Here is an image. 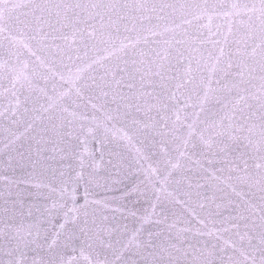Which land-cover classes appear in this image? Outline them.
Instances as JSON below:
<instances>
[{"label":"snow or ice","instance_id":"1","mask_svg":"<svg viewBox=\"0 0 264 264\" xmlns=\"http://www.w3.org/2000/svg\"><path fill=\"white\" fill-rule=\"evenodd\" d=\"M121 29L137 34L128 44L121 42L119 50H128L122 63L119 57L114 65L101 63L102 74L87 77L81 70L71 72L66 61L72 62L74 53L79 58L82 47L97 43L116 48ZM141 32L162 39L140 49ZM144 43H149L146 37ZM62 68H69L67 75ZM4 97L8 105L0 104V124L7 120L16 131L0 127V144L12 148L34 172L47 159L49 125L56 129L60 121L71 138L79 122L80 134L92 136L103 148L97 131L107 133L108 122L121 121L128 131L119 139L133 147L134 139L140 144L136 163L143 176L133 180L129 164L128 183L117 181L121 199L139 202L155 196L151 215L131 212V226L113 216L111 226H102L94 213L89 219V186L98 181L95 173L85 181L81 159L82 170L71 186L59 189L60 199L52 204V210L63 211V222L48 244L49 259L40 264H264V0H0ZM89 104L91 117L80 111ZM20 127L24 132L18 134ZM21 139L25 142L16 147ZM64 139L60 135L59 143ZM113 154L120 160L113 165L119 175L124 158ZM177 170L182 178L167 195L198 223L203 221L189 202L193 187L198 197L208 187L202 183L205 177L219 180L227 171L229 179L249 186L245 193L230 185L232 193L221 197L228 201L227 215L221 214L220 228L206 233L208 240L174 243L176 225L168 224V209L155 213L159 194ZM185 181L188 191H183ZM252 187L259 188L258 204ZM203 196L206 201L207 193ZM199 207L203 210L205 202ZM15 211L14 201L0 206V264H28L35 243L31 231L24 235L14 227ZM190 230L176 229L175 239ZM68 249L75 255L66 260Z\"/></svg>","mask_w":264,"mask_h":264},{"label":"water","instance_id":"2","mask_svg":"<svg viewBox=\"0 0 264 264\" xmlns=\"http://www.w3.org/2000/svg\"><path fill=\"white\" fill-rule=\"evenodd\" d=\"M163 26V22H161V27ZM136 37L137 34L135 32H124L121 29L119 37L115 39L116 48H113L111 44L97 43L95 46L90 44L87 49L81 48L79 58L74 53L72 62L66 61V63L69 64V68L73 74H76L78 70H81L80 75L83 77L97 73L102 74L103 69L100 67V64L114 65L118 57L121 58L122 63V60L127 58L125 51L128 50H119L121 42L128 44L129 39L135 40ZM145 37L149 42L147 45L144 43ZM161 39V37H153L148 32H141L138 48L146 49L147 47L154 46L152 45V41ZM94 61L98 62L93 63ZM69 68H62L61 71L67 75ZM84 103L87 104L88 101L86 100ZM96 103L99 106L102 101H97ZM0 104L7 107V97L0 99ZM113 107L115 106L113 105ZM80 111L87 112L89 117L93 113L90 104L87 108L81 107ZM96 115L98 119H103L102 113L97 112ZM56 123L58 126L56 129L52 128L51 125L48 126L47 135L44 137L45 140L51 141L46 153L47 159L35 172L32 165L28 164L26 160L21 161L12 148H5L3 144H0V206L4 205L6 200L9 202V206H11L14 201L16 208L14 227L21 229L24 235H27L29 231L32 232V239L35 240V243L30 245L27 254L28 264H32L33 261H36V264H40L41 261L46 262L49 259L51 254L48 251V244L51 243L55 232L59 229V224L63 222V211H59L58 209L52 210V204L54 201H59L60 199L59 189L63 188L66 183L71 186L72 182L76 179V173L82 170L81 159L84 161L83 172L85 181H87L90 173H95L96 181H98V183H93L89 186V204L87 208L89 219L93 218L94 213L97 223L107 227L111 226L112 217L115 216L121 224L126 223L131 226L134 223V218L130 215L131 212H135L138 217L146 213L151 215L153 212L152 204L155 203V196L151 200H145L141 197L139 202H137L136 197H132L131 200L121 199L122 193L117 190L122 187L117 181L122 180L124 183H128L125 176L128 175L129 164L133 165L131 168V173L133 174L131 178L137 180L138 176L140 180L143 179L142 173L139 172V165L136 163L137 153L135 149L136 147H140L139 142L134 139L132 145H135V147H133L127 141L119 139V135L122 132L128 131V125L121 121H110L108 122L109 131L107 133L103 128H100L96 134L103 141L104 146L101 148L100 143L92 136L85 137L80 134L79 122L74 125L73 136L71 138L67 136V128H60V121ZM0 127L11 129L13 132L16 131V127L10 125L7 120H4L0 124ZM23 132L24 128L20 127L18 134ZM129 134L131 135V133ZM3 135L7 138L10 133L5 131ZM60 135L65 137L63 143H59ZM77 135H79V139L76 138ZM85 139H87L86 144L83 143ZM24 142L21 139L16 142L15 146L18 147L20 143ZM53 147L56 148V151H53ZM115 152H119L124 158L119 175H117V170L113 165L120 163V160L115 154L110 156V153ZM173 155L176 156L178 153H173ZM110 160L111 163L109 162ZM182 163L185 162L182 161ZM145 167H147V163ZM160 167L161 169L164 167L163 163H161ZM217 168H219V165H217ZM109 173H111L110 177ZM181 178L182 173L177 170L169 183L165 185L166 190L159 194L161 203L155 209L157 215L160 213L161 207L168 209V224H175L176 229H191L188 232H182L179 240L175 239L176 229H173V242L177 244L182 243L185 239L192 244H196L197 241L208 240L210 237L206 233L208 231L215 232L216 229L221 227L219 222L222 219L221 214L227 215L224 205L228 203L227 199L222 200L221 197L232 193L230 185H235L237 190H242L245 193L249 192L247 184H239L234 177L229 179L227 171L219 175V180L205 177L202 183H205L208 187L199 190L201 192V196L199 197L197 196L198 190L193 187L191 189L192 199L189 202L190 210H194L200 220L203 221V223H198L193 219L190 211H186L183 205L175 203L174 199L169 198L167 195L168 192L175 191L177 188L175 181ZM38 184L40 187H37ZM183 191H188L187 181L184 182ZM149 192H151V189H149ZM204 192L207 193L206 201L203 196ZM251 193L254 197L253 203L258 204L259 188L252 187ZM83 196L84 191L81 186L78 193V201L81 205L84 203ZM213 196H215V199H213ZM182 198L188 199L186 196H182ZM232 198L233 200L236 199L235 196ZM202 202H205L203 210L199 207V204ZM217 204L222 205L219 210L216 208ZM71 207L72 205L69 201L68 208ZM67 210V208L64 209V211ZM82 217L83 211H81ZM105 217H108L107 221H105ZM152 218L155 220L156 216ZM164 227L166 231V226ZM197 230L204 232L205 235H197ZM37 233H39V238H37ZM45 237H47V242ZM225 238H227V234H225ZM60 243L62 246V240ZM185 247H187L186 244ZM72 255H75V253L71 249H68L65 259L67 260ZM4 258L7 259V257Z\"/></svg>","mask_w":264,"mask_h":264}]
</instances>
